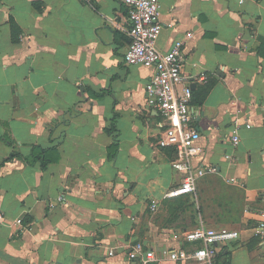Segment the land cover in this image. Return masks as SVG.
I'll list each match as a JSON object with an SVG mask.
<instances>
[{
	"label": "crops",
	"instance_id": "obj_1",
	"mask_svg": "<svg viewBox=\"0 0 264 264\" xmlns=\"http://www.w3.org/2000/svg\"><path fill=\"white\" fill-rule=\"evenodd\" d=\"M158 21L159 49L182 41L203 148L195 191L175 195L154 67L123 60L126 6L0 0V264H144L135 243L189 249L201 221L238 231L216 264H264V0H159ZM33 146L45 167L24 160Z\"/></svg>",
	"mask_w": 264,
	"mask_h": 264
},
{
	"label": "built area",
	"instance_id": "obj_2",
	"mask_svg": "<svg viewBox=\"0 0 264 264\" xmlns=\"http://www.w3.org/2000/svg\"><path fill=\"white\" fill-rule=\"evenodd\" d=\"M127 8L130 21L128 34L130 41L123 54L126 64L153 66L154 73L145 84V100L148 106L156 109L165 121V127L158 139L160 147H173L176 158L172 166L183 173L180 186L169 194H181L195 191L197 176L202 172L194 160L202 153L199 143L200 134L194 126V109L191 104L192 89L184 85L178 90L183 80L182 41L176 40L168 50L157 47V38L162 25L158 21L159 0H119ZM233 145L239 142L237 133L231 136ZM227 157L229 155H226ZM213 170V169H212ZM62 200V197H60ZM264 201V193L262 194ZM155 202L151 203L154 209ZM17 218L16 223H21ZM256 237H264V220L253 227ZM238 237V231L225 227H212L202 221L183 234V239L193 243L189 249L163 248L157 254L144 242H137L132 247L131 256H137L144 264L158 260H183L188 264H214L218 244H223ZM112 254V251H109Z\"/></svg>",
	"mask_w": 264,
	"mask_h": 264
},
{
	"label": "trees",
	"instance_id": "obj_3",
	"mask_svg": "<svg viewBox=\"0 0 264 264\" xmlns=\"http://www.w3.org/2000/svg\"><path fill=\"white\" fill-rule=\"evenodd\" d=\"M12 26H13V24H12ZM44 154H45V151H44L43 149H41V148L38 147V146H33L30 156L26 157L24 160H25L26 162H28V163L33 164V163H35V162L39 159V160L41 161V166H42V167H45V165H46V161H45V158H43V155H44ZM113 154H114V151H113L112 155H113ZM12 155H13V154H12ZM12 155H11V156H12ZM112 155L110 154V156H112ZM220 253L223 254V253H224V249H222ZM217 254H218V253H217ZM216 256H217V255H216ZM216 258H217V257H215V262H214V264H216Z\"/></svg>",
	"mask_w": 264,
	"mask_h": 264
}]
</instances>
